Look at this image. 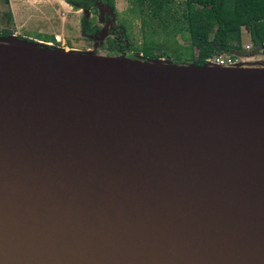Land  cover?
Instances as JSON below:
<instances>
[{
    "label": "water",
    "instance_id": "1",
    "mask_svg": "<svg viewBox=\"0 0 264 264\" xmlns=\"http://www.w3.org/2000/svg\"><path fill=\"white\" fill-rule=\"evenodd\" d=\"M251 64L0 36V264H264Z\"/></svg>",
    "mask_w": 264,
    "mask_h": 264
},
{
    "label": "trees",
    "instance_id": "2",
    "mask_svg": "<svg viewBox=\"0 0 264 264\" xmlns=\"http://www.w3.org/2000/svg\"><path fill=\"white\" fill-rule=\"evenodd\" d=\"M63 1L73 10L105 12L111 34L95 49L97 55L203 66L216 56L240 58L262 54L264 48V0H126L127 15L139 22L138 46L130 39L131 21L118 18L113 0ZM0 2L7 6V0ZM3 15L11 23L9 10ZM80 26L87 38L100 31L86 15ZM242 29L249 35V52L241 49ZM36 40L53 42L46 36Z\"/></svg>",
    "mask_w": 264,
    "mask_h": 264
},
{
    "label": "rangeland",
    "instance_id": "3",
    "mask_svg": "<svg viewBox=\"0 0 264 264\" xmlns=\"http://www.w3.org/2000/svg\"><path fill=\"white\" fill-rule=\"evenodd\" d=\"M113 3L118 18L131 21L128 28L130 39L138 46L142 39L138 20L127 15L126 0H113ZM7 10L11 14V23L6 22L3 15ZM104 14L105 12L101 11L92 13L73 10L63 0H7V6L0 2V36L7 37L9 33V36L35 44L43 43L49 48L61 49L64 52L75 51L94 55L98 45L110 35L108 23L102 17ZM83 15L91 19L94 26L100 28V31L91 38H87L81 32L80 20ZM40 36L52 37L53 42L44 43L36 40ZM176 41L180 43L178 38ZM244 46H251V43L248 33L242 29L241 49L243 51H245ZM241 60L240 63L244 66L254 63L256 65L254 67L264 69L263 53L253 55L251 58L241 57Z\"/></svg>",
    "mask_w": 264,
    "mask_h": 264
},
{
    "label": "built area",
    "instance_id": "4",
    "mask_svg": "<svg viewBox=\"0 0 264 264\" xmlns=\"http://www.w3.org/2000/svg\"><path fill=\"white\" fill-rule=\"evenodd\" d=\"M246 52H249L251 49V46H244L243 47ZM262 53L264 54V48H262ZM241 57H231V56H226V55H220L213 57L208 61V63H214L219 66H231L234 65L235 63H240Z\"/></svg>",
    "mask_w": 264,
    "mask_h": 264
},
{
    "label": "flooded vegetation",
    "instance_id": "5",
    "mask_svg": "<svg viewBox=\"0 0 264 264\" xmlns=\"http://www.w3.org/2000/svg\"><path fill=\"white\" fill-rule=\"evenodd\" d=\"M104 21H106L107 22V20H105V19H103ZM109 32V31H108ZM110 33V32H109ZM111 34V33H110Z\"/></svg>",
    "mask_w": 264,
    "mask_h": 264
}]
</instances>
